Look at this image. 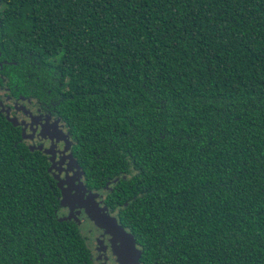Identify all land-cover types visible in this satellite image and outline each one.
I'll return each mask as SVG.
<instances>
[{
    "label": "trees",
    "instance_id": "1",
    "mask_svg": "<svg viewBox=\"0 0 264 264\" xmlns=\"http://www.w3.org/2000/svg\"><path fill=\"white\" fill-rule=\"evenodd\" d=\"M0 51L53 83L141 264H264V0H0ZM18 137L0 114V264H91Z\"/></svg>",
    "mask_w": 264,
    "mask_h": 264
},
{
    "label": "flooded vegetation",
    "instance_id": "2",
    "mask_svg": "<svg viewBox=\"0 0 264 264\" xmlns=\"http://www.w3.org/2000/svg\"><path fill=\"white\" fill-rule=\"evenodd\" d=\"M30 58L31 52L20 54L18 69L23 74L22 85H10V79L6 74L8 71L5 69V65L10 62L5 58L0 59V114L16 129L18 141L30 151H36L44 159L45 170L50 173L59 191L58 200L61 195L60 187L76 194L77 191H82V183L87 189L98 191L84 183V170L74 153L75 141L72 132L60 114L56 95L50 94L51 89H55L53 83L46 81L44 84L41 81L39 67L34 65ZM13 63L17 64L16 61ZM72 161L80 170L79 176L75 174V165H70ZM60 181L63 182L62 186L58 184ZM100 192L105 197L104 190ZM79 207V203L76 202L72 203V207L68 204L62 207L59 200L58 220L69 213L74 214V218L64 220L77 225L90 249L91 264H118L112 252L109 235L87 217L84 208Z\"/></svg>",
    "mask_w": 264,
    "mask_h": 264
},
{
    "label": "water",
    "instance_id": "3",
    "mask_svg": "<svg viewBox=\"0 0 264 264\" xmlns=\"http://www.w3.org/2000/svg\"><path fill=\"white\" fill-rule=\"evenodd\" d=\"M8 120L12 121V119L10 118H8ZM118 179L119 178L117 177L110 182L115 183ZM110 182L108 181L106 183V189H111V187H109ZM58 184L59 186H62L63 182L60 181ZM60 188V205H62V199L66 200V205L71 202L79 203V206H82L85 209V211L88 213V216L93 220L94 224L103 229L109 235L113 249L112 252L116 257V261L118 262V264H141L140 256L142 251L136 245L134 235L126 230L118 222L116 215L110 213V209L108 208V206L106 204H103L104 197L102 192H94L92 190H89L82 183V193H80V195L72 194L68 189H65L64 187ZM97 198L99 200H97ZM95 200V207H92V204L95 203ZM64 219L70 218H60V220Z\"/></svg>",
    "mask_w": 264,
    "mask_h": 264
},
{
    "label": "rangeland",
    "instance_id": "4",
    "mask_svg": "<svg viewBox=\"0 0 264 264\" xmlns=\"http://www.w3.org/2000/svg\"><path fill=\"white\" fill-rule=\"evenodd\" d=\"M71 164H74V161H72L71 163H70V165ZM69 165V166H70ZM75 165V167H76V170H74L75 171V174L76 175H80V170H79V168H78V166L76 165V164H74ZM80 193H82V191L80 190V191H77V193H76V195H80ZM63 198H64V196H63ZM97 200H99L98 198H97ZM69 204V207L70 206H72V202L71 203H68ZM95 204H96V200H95V203H93L92 204V207H95ZM62 207H64V206H66V200L65 199H62V205H61ZM79 208H83L82 206H80ZM84 212L86 213V215H87V217L91 220V218L88 216V213L85 211V209H84ZM111 213V212H110ZM65 217H69V218H74L75 216H74V214H72V213H69L67 216H65ZM93 221V220H92ZM84 232H85V230H84ZM104 233L106 234V232L104 231ZM111 243V242H110ZM90 246L92 247V243L90 244ZM111 248H112V244H111ZM113 250V249H112ZM115 256V255H114Z\"/></svg>",
    "mask_w": 264,
    "mask_h": 264
}]
</instances>
